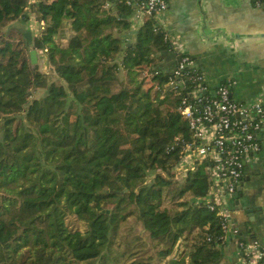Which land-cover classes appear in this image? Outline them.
I'll use <instances>...</instances> for the list:
<instances>
[{
	"label": "trees",
	"instance_id": "1",
	"mask_svg": "<svg viewBox=\"0 0 264 264\" xmlns=\"http://www.w3.org/2000/svg\"><path fill=\"white\" fill-rule=\"evenodd\" d=\"M133 11L123 0H0V28L42 24L31 45L59 79L34 71L29 88L25 36L0 32V264H227L208 164L170 174L173 139L192 136L179 110L191 71L167 85L169 38L154 14L131 28ZM131 216L151 245L113 253Z\"/></svg>",
	"mask_w": 264,
	"mask_h": 264
},
{
	"label": "crops",
	"instance_id": "2",
	"mask_svg": "<svg viewBox=\"0 0 264 264\" xmlns=\"http://www.w3.org/2000/svg\"><path fill=\"white\" fill-rule=\"evenodd\" d=\"M165 1L155 19L172 49L160 53L161 67L169 70L186 54L202 71L209 92L231 78L234 100L264 106V8L253 0ZM257 138L260 150L245 162L240 188L222 201L232 223L223 242L227 264H256V250L245 254L238 240H256L264 250V121Z\"/></svg>",
	"mask_w": 264,
	"mask_h": 264
},
{
	"label": "built area",
	"instance_id": "3",
	"mask_svg": "<svg viewBox=\"0 0 264 264\" xmlns=\"http://www.w3.org/2000/svg\"><path fill=\"white\" fill-rule=\"evenodd\" d=\"M134 5L130 19L133 29L138 28L149 14H158L167 7L165 0H123ZM255 6L264 8V0H253ZM191 73L186 78L193 86L182 100L179 110L188 120L192 132L190 140L176 136L169 149L181 150V157L174 169L187 171L195 162H206L210 179L207 202L210 209H216L221 218L223 241L231 228L230 213L222 201L240 188L247 159L260 150L257 132L264 121V106L259 101L238 102L231 97L234 80L226 79L214 91L208 92L202 71L193 58L181 54L178 61L168 70L167 85L173 88L184 86L183 70ZM236 230H233L235 233ZM245 254L256 250V264H264V250L256 240L237 241Z\"/></svg>",
	"mask_w": 264,
	"mask_h": 264
},
{
	"label": "rangeland",
	"instance_id": "4",
	"mask_svg": "<svg viewBox=\"0 0 264 264\" xmlns=\"http://www.w3.org/2000/svg\"><path fill=\"white\" fill-rule=\"evenodd\" d=\"M42 28V24L40 25L38 21L30 15L29 19L26 21H12L8 23L6 26L0 28V32H7L8 29L14 31L13 37L11 39H14L15 42L18 40L23 39L25 32H30L31 41L35 37L34 35L38 34ZM132 28V27H131ZM10 38V37H9ZM29 53V49H28ZM120 56V55H119ZM120 57H116V60L119 61ZM37 71L40 73H46V78L48 79L47 82L54 81L56 83H59L58 76L53 71L52 67L48 64L46 55L44 53V50L38 49L36 51V61L34 63H29L28 70H27V77L29 80V88H31V81L34 79L32 72ZM118 77L119 80L122 82V84L130 85L129 78L126 76V73L123 69H119L118 71ZM150 84L147 82L143 86V90H147L149 88ZM44 88H37L32 89L33 97L38 98L41 97L44 93ZM185 171L183 169H173L170 174L171 176H174L177 178L176 180H181L183 177V173ZM153 178V173L149 175L147 178V182H150ZM173 203H170L167 201V199L164 200V205L168 207H172ZM144 244V246L148 247L151 245V241L148 237V233L143 230L140 222L134 217H129L125 222L122 223V225L119 228L118 234H117V241L116 243L111 246L113 253H115V250L121 249L124 246L129 247H138L140 245Z\"/></svg>",
	"mask_w": 264,
	"mask_h": 264
},
{
	"label": "water",
	"instance_id": "5",
	"mask_svg": "<svg viewBox=\"0 0 264 264\" xmlns=\"http://www.w3.org/2000/svg\"><path fill=\"white\" fill-rule=\"evenodd\" d=\"M24 36L26 38V41L29 45V57H30V61L31 63H34L36 61V50L32 47L31 45V37H30V32H25ZM131 37V36H130ZM46 74V73H45Z\"/></svg>",
	"mask_w": 264,
	"mask_h": 264
}]
</instances>
